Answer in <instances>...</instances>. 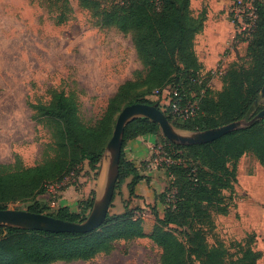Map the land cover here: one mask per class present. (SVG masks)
I'll use <instances>...</instances> for the list:
<instances>
[{
  "label": "rangeland",
  "instance_id": "rangeland-1",
  "mask_svg": "<svg viewBox=\"0 0 264 264\" xmlns=\"http://www.w3.org/2000/svg\"><path fill=\"white\" fill-rule=\"evenodd\" d=\"M125 1L0 0V164L6 165L8 171L40 164L54 156L49 147L53 145L52 124L47 119L33 118L32 108V104H49L54 93L62 92L71 100L81 120L91 126L104 118L111 100L116 98V111L106 127L107 138L118 110L124 105L137 99L158 102L155 86L144 81L148 67L138 57L132 32L121 31L114 23L116 17L112 14ZM205 13L206 17L213 16L207 24H232L231 0H192L184 22L204 24ZM242 35L222 49L217 64H223L224 73L233 65L242 69L251 66V57L246 54L248 42ZM224 73L210 76L208 84L213 90L220 89L221 82L224 84ZM192 91L196 92L194 86ZM143 136L147 137L143 142L150 153L148 159L140 160L137 169L148 197L139 196L144 201L130 208L136 209L134 218H146L142 228L145 225L149 233L140 238L114 240L109 252L87 261L51 264H161L162 249L149 237L158 225L162 231L186 242L190 228L172 208L176 196L181 192L188 196L191 188L184 177L170 176L173 162L164 160H174L171 155L177 152L158 126L155 133ZM181 150V161L196 169L197 161L190 150ZM104 162L102 153L95 172L79 165L62 181L49 184L41 199L46 212L57 211L56 202L61 196L76 204V212H86V197L79 194L86 184L92 186L95 194L99 191L102 174L98 172ZM177 167L176 174L180 172ZM236 168L233 189L222 191L227 212L220 214L210 209L212 225L206 240L208 244L221 241L232 260L240 255V248L253 245L261 249L258 264H264V166L253 154L246 153L237 161ZM128 181L129 178L115 186L109 214L122 212L124 205L132 201L126 187ZM51 202L55 204L52 206ZM28 205L17 203L15 208L26 209ZM168 214L179 222L158 223V218Z\"/></svg>",
  "mask_w": 264,
  "mask_h": 264
},
{
  "label": "trees",
  "instance_id": "trees-1",
  "mask_svg": "<svg viewBox=\"0 0 264 264\" xmlns=\"http://www.w3.org/2000/svg\"><path fill=\"white\" fill-rule=\"evenodd\" d=\"M189 3L190 0H126L116 6V13L112 15L119 30L132 32L138 57L148 67L145 83L158 90L166 86L177 88L187 100L197 103L195 114L180 120L163 111L158 102L137 99L128 104H155L174 126L186 131L204 130L240 119L249 124L205 144L184 146L168 142L177 152L171 155L174 160L170 176L184 177L191 188L188 196L184 192L176 196L172 212L179 213L191 234L182 242L158 225L149 237L162 249L161 264H258L261 252L252 245L240 248V255L232 260L221 241L208 244L206 237L212 225L210 209L220 214L227 212L222 191L233 189L237 161L251 153L264 166V115L257 118L264 109L260 95L264 85V0H253L255 24L248 34L242 35L248 42L246 54L251 57V66L242 69L233 65L225 71L224 84L218 91L209 87L211 75L203 71L194 51V36L202 24L194 26L184 22ZM193 86L196 92L192 91ZM115 99L111 100L104 118L94 126L81 120L76 106L62 92L54 93L49 104H32L33 118L47 119L52 124L53 145L49 147L54 156L40 164L10 171L0 164V208H15L17 203L28 202V211L83 221L92 206L94 190L86 197V212L82 213L60 206L55 213H48L38 196L48 191L49 184L62 181L79 165L95 172L109 139L106 127L116 111ZM157 126L139 117L124 127L116 187L129 178L126 187L130 197L134 196L135 186L143 176L125 158L123 147L130 139L155 133ZM185 148L195 157L196 169L181 161V149ZM176 167L180 168L178 174ZM124 207L122 212L108 213L105 221L88 233H52L0 226V264L87 261L99 253L109 252L114 240L144 237L141 218H134L136 209L127 204ZM157 221L167 225L178 220L168 214Z\"/></svg>",
  "mask_w": 264,
  "mask_h": 264
},
{
  "label": "water",
  "instance_id": "water-1",
  "mask_svg": "<svg viewBox=\"0 0 264 264\" xmlns=\"http://www.w3.org/2000/svg\"><path fill=\"white\" fill-rule=\"evenodd\" d=\"M260 95L264 98V85L261 87ZM263 115L264 109L257 114V118H262ZM139 117L156 123L163 136L171 143L184 146L212 142L249 124L244 119H240L204 130L185 131L174 126L155 104L137 102L125 105L118 111L112 133L105 144L103 150L105 162L98 172L99 175L102 174L101 187L95 194L92 206L83 221L63 220L26 209L0 208V226L52 233H88L98 228L105 221L113 200L124 127L129 121Z\"/></svg>",
  "mask_w": 264,
  "mask_h": 264
},
{
  "label": "crops",
  "instance_id": "crops-1",
  "mask_svg": "<svg viewBox=\"0 0 264 264\" xmlns=\"http://www.w3.org/2000/svg\"><path fill=\"white\" fill-rule=\"evenodd\" d=\"M191 1L192 0H190V2ZM212 19L213 16H209L208 14L206 17L205 13L204 24L201 25V28L195 33L194 36V51L198 61L202 65L203 71H207L218 63L219 59L221 58L222 49L226 43L230 42V40H232V42L234 43V41L236 40L234 39V24H207L210 23ZM221 86L222 82L219 87L220 89ZM209 87L211 88V86ZM211 89L213 90V88ZM220 89H217L216 91ZM146 138V136L140 135L136 138L128 140L123 147V153L125 158L130 160L136 167L138 166L140 160L148 159L149 157L150 151L148 149L147 144L143 142V140ZM143 183L144 180L142 179L136 184L134 189V196L130 197L132 201L129 203V207H133V205L134 207H136L138 206V201H144V199H141L139 196L144 195V198L148 197L147 191H145L146 189H142ZM87 186L88 188H86ZM92 189V186L86 184L82 189L81 194H79L80 197H87ZM44 196L45 194H42L38 196V199L41 201ZM56 204L60 207L68 208L70 212H76L77 210L76 204H73L71 200H68L66 198V196H61L56 202ZM145 220L146 218L143 217V221ZM143 230L145 231V233H149L147 232L145 225L143 226ZM253 248L258 251L261 250L260 248H255L254 246Z\"/></svg>",
  "mask_w": 264,
  "mask_h": 264
},
{
  "label": "built area",
  "instance_id": "built-area-1",
  "mask_svg": "<svg viewBox=\"0 0 264 264\" xmlns=\"http://www.w3.org/2000/svg\"><path fill=\"white\" fill-rule=\"evenodd\" d=\"M232 2V24L235 28V36L239 34H248L252 30L256 14L253 7V0H231ZM211 76L222 75L224 73L223 64H217L215 68L209 70ZM154 94L159 98L158 103L161 109L167 110L174 119L187 120L191 118L198 105L195 102L187 100L184 94L172 86H166L160 90L156 89ZM166 162L172 163L170 157L164 159ZM55 203L51 202L53 206Z\"/></svg>",
  "mask_w": 264,
  "mask_h": 264
}]
</instances>
